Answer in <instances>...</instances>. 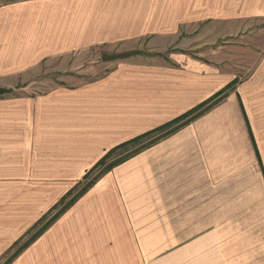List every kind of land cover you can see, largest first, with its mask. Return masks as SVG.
<instances>
[{
	"label": "crops",
	"instance_id": "obj_1",
	"mask_svg": "<svg viewBox=\"0 0 264 264\" xmlns=\"http://www.w3.org/2000/svg\"><path fill=\"white\" fill-rule=\"evenodd\" d=\"M179 34L168 59L45 65L58 83L0 96V258L16 252L5 264H119L125 247L264 264V0H0V84Z\"/></svg>",
	"mask_w": 264,
	"mask_h": 264
},
{
	"label": "rangeland",
	"instance_id": "obj_2",
	"mask_svg": "<svg viewBox=\"0 0 264 264\" xmlns=\"http://www.w3.org/2000/svg\"><path fill=\"white\" fill-rule=\"evenodd\" d=\"M226 27L224 24H204L201 31L205 30L208 32H219ZM209 39H205L207 41ZM221 41V39H219ZM182 45V36L179 34L174 37H164V36H145L135 40H126L120 42L107 43L103 46L99 45L97 47L91 48V50L86 52H73L67 56L61 57L57 60H52L45 64L44 62L36 69L31 72L28 76L24 78H19L18 81L11 83H3L7 85L0 84V89L11 93L12 91H19L23 87L27 86L32 80L41 79L44 77H49L48 79L55 80L53 82L58 83L60 76L55 72H48L44 67L48 65H57L58 63H81L88 69H91L95 73L101 71L100 65L102 61H105V69L109 65L116 63L123 59L130 58H143V59H153L154 57H159V59H168L169 53L174 51L177 46ZM47 62V61H46ZM46 65V66H45ZM40 70V71H39ZM72 72V71H69ZM7 93V94H8ZM17 93V92H16ZM16 253V252H15ZM14 252L5 254L0 258V264H5L9 259L13 257ZM111 262L120 259L119 264H181L180 262L168 261L164 251L159 250L157 256L152 255L148 259L137 253L136 248L125 247L121 249V254L119 257L111 256ZM151 260V261H150ZM49 264H60V263H49ZM70 264V263H68ZM75 264V263H73ZM87 264H105L100 261L87 262ZM112 264V263H111Z\"/></svg>",
	"mask_w": 264,
	"mask_h": 264
},
{
	"label": "trees",
	"instance_id": "obj_3",
	"mask_svg": "<svg viewBox=\"0 0 264 264\" xmlns=\"http://www.w3.org/2000/svg\"><path fill=\"white\" fill-rule=\"evenodd\" d=\"M7 93H8L7 91H4L3 89H0V96H3V95H5V94H7ZM164 128H165L164 126H163V127H160V128H158V129H156V130H154V131L148 132V133L145 134V135H149V134H151V133H153V132H155V131H157V130H162V129H164ZM145 135H143V136H145ZM143 136L137 137V138H135V139H133V140H131V141H129V142H126L125 144H127V143H131V142H136V141H138V139L142 138ZM125 144H123V145H125ZM110 153H111V152L107 153V155L104 156V157L98 162V165L103 164V162L105 161V158L108 157V155H109ZM88 185H89V184H88ZM88 185H87V186H88ZM87 186H86V187H87ZM86 187H84L81 191H83L84 189H86ZM81 191H80V192H81ZM80 192H79V193H80ZM73 199H74V197L71 198L67 204L69 205V204L73 201ZM65 207H66V206H64V208H65Z\"/></svg>",
	"mask_w": 264,
	"mask_h": 264
},
{
	"label": "snow or ice",
	"instance_id": "obj_4",
	"mask_svg": "<svg viewBox=\"0 0 264 264\" xmlns=\"http://www.w3.org/2000/svg\"><path fill=\"white\" fill-rule=\"evenodd\" d=\"M245 119L247 120V117H245ZM253 150L256 153L257 164H260V161H261L262 158L260 156L258 148H256L254 140H253ZM261 167L264 168V165H261Z\"/></svg>",
	"mask_w": 264,
	"mask_h": 264
}]
</instances>
